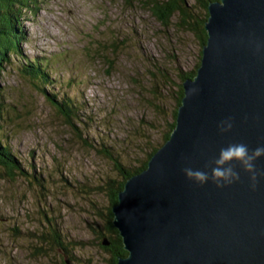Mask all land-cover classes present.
I'll list each match as a JSON object with an SVG mask.
<instances>
[{"label": "rangeland", "instance_id": "obj_1", "mask_svg": "<svg viewBox=\"0 0 264 264\" xmlns=\"http://www.w3.org/2000/svg\"><path fill=\"white\" fill-rule=\"evenodd\" d=\"M152 1L12 0L19 52L1 62L0 137L23 170L0 163V264H109L92 232L108 205L97 187L118 177L102 149L132 168L163 143L177 72L200 48L177 13L162 24ZM29 58L47 60L43 87L74 103L70 121L20 71ZM48 219L66 250L38 237Z\"/></svg>", "mask_w": 264, "mask_h": 264}, {"label": "water", "instance_id": "obj_2", "mask_svg": "<svg viewBox=\"0 0 264 264\" xmlns=\"http://www.w3.org/2000/svg\"><path fill=\"white\" fill-rule=\"evenodd\" d=\"M204 28L199 64L181 82L168 138L111 205L127 251L115 264H264V180L252 191L242 173L217 188L181 171L210 164L231 142L264 144V0H211ZM226 116L233 127L220 133L217 122ZM257 164L264 168V157Z\"/></svg>", "mask_w": 264, "mask_h": 264}, {"label": "trees", "instance_id": "obj_3", "mask_svg": "<svg viewBox=\"0 0 264 264\" xmlns=\"http://www.w3.org/2000/svg\"><path fill=\"white\" fill-rule=\"evenodd\" d=\"M20 2L32 0H19ZM198 2L199 7L203 10V16H200V13L196 10L193 4H189L188 0H153L150 4L151 13L155 14L156 18L162 24H168L170 16L174 13L179 15L181 21H183L188 28L196 35L198 45L200 46L199 52L197 55V60L194 64L186 70H179L177 75L180 79L175 95V105L176 107L180 103L181 96L183 94V89L181 82L186 77H191L194 75L196 68L199 64L201 46L206 40V32L203 26V23L207 17V3L211 0H194ZM12 0H0V67L3 59L8 58L10 53H14L17 56V42L18 37L16 35L15 23L17 22L16 13L12 14L8 9ZM25 6V4H23ZM28 6V5H26ZM21 34V32H20ZM23 68H20V71L27 75L31 81L37 82L40 86H37V89L41 90L45 98L53 103L56 109L62 114V116L70 121L73 118L72 115H75V111L72 110L74 103L70 99H60L56 98L54 93H49L43 86H46L49 82L48 80V71H47V60L45 59H24ZM181 71V72H180ZM167 78V76H164ZM1 99V94H0ZM1 102V101H0ZM176 107L172 113V122L169 123L165 134L163 135L162 142L165 141L174 125ZM2 118L0 111V119ZM1 133V126H0ZM157 146L150 148L146 158L143 162L138 165H135L132 168H126L121 160L113 155L106 148L102 149L106 156L110 157L111 160H114V168L118 174L117 178H108L103 185L98 186L97 188L104 187L106 197L108 200L107 210L103 216V228H93L94 238L98 240L97 244L100 245L102 249L109 252L110 258L108 260L109 264H115L116 258L118 256H124L127 254V251L123 248L122 239L118 233L117 228L112 224V212L111 205L117 201V192L122 188L125 179L132 173L140 171L144 166H146L147 159L150 155L156 150ZM0 163L3 165L10 173H13L14 170H23L20 164L14 157L10 147L6 143H2L0 137ZM47 227H50V231H41L38 237L43 239V241L49 242L50 244L55 243L62 249L66 250L67 246L63 243L62 236L57 227L54 226V223L48 219ZM50 224V226H49ZM49 229V228H48ZM103 240L108 241V243H103ZM64 260L69 263V258H64Z\"/></svg>", "mask_w": 264, "mask_h": 264}, {"label": "clouds", "instance_id": "obj_4", "mask_svg": "<svg viewBox=\"0 0 264 264\" xmlns=\"http://www.w3.org/2000/svg\"><path fill=\"white\" fill-rule=\"evenodd\" d=\"M189 91L196 92L198 89L192 87ZM233 124V117L226 116L217 122V130L226 133L232 129ZM261 157H264V144L250 147L244 142H231L219 148L218 154L212 158L210 164L203 167L184 166L181 171L186 179L197 185L202 186L211 182L217 188L239 182L241 174L245 173L249 188L255 191L264 180V168H260L257 164Z\"/></svg>", "mask_w": 264, "mask_h": 264}, {"label": "bare ground", "instance_id": "obj_5", "mask_svg": "<svg viewBox=\"0 0 264 264\" xmlns=\"http://www.w3.org/2000/svg\"><path fill=\"white\" fill-rule=\"evenodd\" d=\"M145 167H146V166H144L143 168H145ZM143 168H142V169H143ZM138 172H139V171H138ZM125 180H126V179H125Z\"/></svg>", "mask_w": 264, "mask_h": 264}]
</instances>
